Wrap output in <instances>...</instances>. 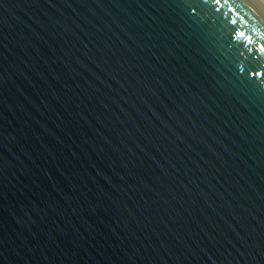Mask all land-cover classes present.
I'll return each mask as SVG.
<instances>
[{
    "label": "water",
    "instance_id": "1",
    "mask_svg": "<svg viewBox=\"0 0 264 264\" xmlns=\"http://www.w3.org/2000/svg\"><path fill=\"white\" fill-rule=\"evenodd\" d=\"M192 3L0 0V264H264V58Z\"/></svg>",
    "mask_w": 264,
    "mask_h": 264
},
{
    "label": "snow or ice",
    "instance_id": "2",
    "mask_svg": "<svg viewBox=\"0 0 264 264\" xmlns=\"http://www.w3.org/2000/svg\"><path fill=\"white\" fill-rule=\"evenodd\" d=\"M235 3L236 0H193L189 10L195 16L199 4L209 6L217 21L222 22L228 32L229 39L226 43L229 47L237 49L238 57H243L245 60L251 57L252 60L258 62L264 58V43H260L257 46L251 36L235 27L238 23L235 17L238 6H234ZM261 40H264V35L261 36ZM237 71L241 77L246 76L250 81L264 83V65L260 67H245L243 63H238Z\"/></svg>",
    "mask_w": 264,
    "mask_h": 264
},
{
    "label": "bare ground",
    "instance_id": "3",
    "mask_svg": "<svg viewBox=\"0 0 264 264\" xmlns=\"http://www.w3.org/2000/svg\"><path fill=\"white\" fill-rule=\"evenodd\" d=\"M255 1H257L258 3H260L261 6L264 8V0H255Z\"/></svg>",
    "mask_w": 264,
    "mask_h": 264
}]
</instances>
